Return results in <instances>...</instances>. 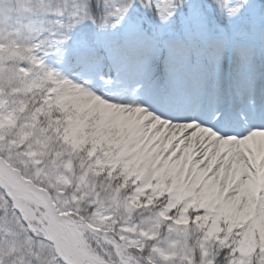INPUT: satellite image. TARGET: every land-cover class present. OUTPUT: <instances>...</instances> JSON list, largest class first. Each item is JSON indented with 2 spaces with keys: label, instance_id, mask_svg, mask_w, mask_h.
<instances>
[{
  "label": "snow or ice",
  "instance_id": "snow-or-ice-1",
  "mask_svg": "<svg viewBox=\"0 0 264 264\" xmlns=\"http://www.w3.org/2000/svg\"><path fill=\"white\" fill-rule=\"evenodd\" d=\"M0 264H264V0H0Z\"/></svg>",
  "mask_w": 264,
  "mask_h": 264
}]
</instances>
